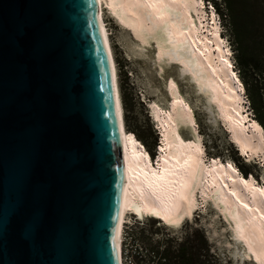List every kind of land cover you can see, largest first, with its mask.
Masks as SVG:
<instances>
[{
    "label": "water",
    "instance_id": "water-1",
    "mask_svg": "<svg viewBox=\"0 0 264 264\" xmlns=\"http://www.w3.org/2000/svg\"><path fill=\"white\" fill-rule=\"evenodd\" d=\"M122 187L96 0H0V264H117Z\"/></svg>",
    "mask_w": 264,
    "mask_h": 264
},
{
    "label": "bare ground",
    "instance_id": "bare-ground-1",
    "mask_svg": "<svg viewBox=\"0 0 264 264\" xmlns=\"http://www.w3.org/2000/svg\"><path fill=\"white\" fill-rule=\"evenodd\" d=\"M197 3L196 0H159L149 3L144 0H96L115 107L119 102L117 119L122 146L123 187L114 230L117 264H122L123 260L125 223L140 225L150 215H154L162 220L169 231L182 233L188 221L195 222L193 210L197 206V190L203 207L207 202L211 203L215 214L227 221L231 236L239 241L244 250L245 260L264 264L263 188L255 186L252 178L237 182V175L231 173L222 160L214 158L206 164L203 162L206 158L203 157L202 135L181 89L174 87L171 90L168 110L155 101L151 103L162 142L155 168L146 160L147 154L142 153L139 142L128 139L117 64L105 19L108 13L116 17L120 29L128 30L139 45L153 48L158 71L164 65L175 66L178 75L185 77L191 84L194 96H202L207 100L218 122L222 121L230 128V139L239 144L241 152L246 153L255 166V162H259V154L264 151V129L256 119L244 125L247 118L240 114L236 116L242 97L235 93L230 80V68L226 67L229 60L223 56L220 47L218 53H213L205 38L202 44L198 43L201 40L197 30L202 24L200 15H197V12L201 13L196 7ZM191 11L196 14L194 18L191 17ZM199 110L207 113L205 106L199 107ZM216 140L219 141V136ZM238 158V163H242L241 157ZM197 213L202 219L207 216L201 214L203 208L202 212Z\"/></svg>",
    "mask_w": 264,
    "mask_h": 264
},
{
    "label": "rangeland",
    "instance_id": "rangeland-1",
    "mask_svg": "<svg viewBox=\"0 0 264 264\" xmlns=\"http://www.w3.org/2000/svg\"><path fill=\"white\" fill-rule=\"evenodd\" d=\"M214 2L218 12L222 14L224 31L231 41L236 62L241 55L239 48L244 55L242 59H246L247 65L236 63L240 69L239 76L246 88L252 114L264 129V0ZM112 16L113 14H105V19L117 64L127 135L135 141L139 139L150 151L153 142L157 141L149 116L153 115L151 103L155 101L164 108L167 107L171 90L178 87L189 101L207 152L219 156L216 157L218 160L231 158L238 162V155L233 153L210 103L202 96H194L191 84L185 77L178 75L175 66L164 65L158 71L154 63L153 48L139 45L128 30L120 29ZM244 81L250 85L256 84L248 90ZM252 94L256 98L255 103ZM148 105L151 107L150 111ZM203 106L206 107V114L199 110ZM218 136L219 141L216 140ZM241 167L245 165L242 164ZM250 170L258 172L254 166L249 167L246 172ZM211 205L207 202L203 207L201 214L207 215L203 219L197 213L199 210H195V222L188 221L182 233H173L168 227L148 218V221L126 231L129 235L127 240L134 239L149 254L154 252L155 258L150 257L154 264H208L210 259L215 264H253L245 260L244 250L239 241L231 236L227 221L215 214ZM183 249L189 252L188 257L181 255Z\"/></svg>",
    "mask_w": 264,
    "mask_h": 264
},
{
    "label": "built area",
    "instance_id": "built-area-1",
    "mask_svg": "<svg viewBox=\"0 0 264 264\" xmlns=\"http://www.w3.org/2000/svg\"><path fill=\"white\" fill-rule=\"evenodd\" d=\"M129 228L131 227H125L123 231L122 264H154V260H150V257L155 258L154 252L149 254L146 248H143L134 239L127 240L129 235L126 231Z\"/></svg>",
    "mask_w": 264,
    "mask_h": 264
},
{
    "label": "trees",
    "instance_id": "trees-1",
    "mask_svg": "<svg viewBox=\"0 0 264 264\" xmlns=\"http://www.w3.org/2000/svg\"><path fill=\"white\" fill-rule=\"evenodd\" d=\"M214 1V0H213ZM215 5H216V3H215ZM229 7H230V3H229ZM222 15V14H221ZM239 51L241 52V55H239L238 56V59H237V62H238V64L239 65H241V66H244V65H247V63H246V59H242V57L244 56V55H242V49H240L239 48ZM245 60V61H244ZM235 62H236V60H235ZM236 62V63H237ZM237 65V64H236ZM238 66V65H237ZM239 69V68H238ZM251 69H253V67L251 66ZM239 71H240V69H239ZM245 82V85L247 86V89L248 90H250L251 89V87H253V86H255V84H253V85H250V83H248L247 81H244ZM251 97H252V100H253V102L255 103L256 102V98H255V96H254V94H252L251 95ZM156 140L153 142V145H152V147H151V149H150V151L152 152V153H154V147H155V144H156ZM233 150V149H232ZM233 153H235V151L233 150ZM242 165V164H241ZM245 170H247L245 167H243ZM181 255L182 256H189V252L186 250V249H183L182 251H181ZM208 264H215L214 263V261H212L211 259L208 261Z\"/></svg>",
    "mask_w": 264,
    "mask_h": 264
},
{
    "label": "snow or ice",
    "instance_id": "snow-or-ice-1",
    "mask_svg": "<svg viewBox=\"0 0 264 264\" xmlns=\"http://www.w3.org/2000/svg\"><path fill=\"white\" fill-rule=\"evenodd\" d=\"M145 3H149V2H159V0H144ZM116 109H117V114H119V102L117 101V104H116ZM121 131H122V128H121ZM128 139H132V137H128ZM229 167H231V165H229ZM245 208L248 207L247 204L244 205ZM249 211H251V209H249ZM117 231V239L119 238V228L116 229Z\"/></svg>",
    "mask_w": 264,
    "mask_h": 264
}]
</instances>
